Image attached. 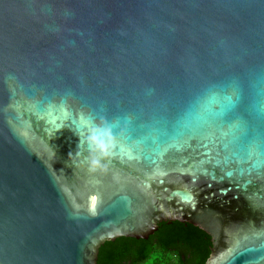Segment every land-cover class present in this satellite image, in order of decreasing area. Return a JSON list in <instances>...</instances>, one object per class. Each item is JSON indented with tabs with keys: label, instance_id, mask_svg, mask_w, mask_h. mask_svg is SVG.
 Returning <instances> with one entry per match:
<instances>
[{
	"label": "water",
	"instance_id": "obj_1",
	"mask_svg": "<svg viewBox=\"0 0 264 264\" xmlns=\"http://www.w3.org/2000/svg\"><path fill=\"white\" fill-rule=\"evenodd\" d=\"M161 222L264 264V0H0V264Z\"/></svg>",
	"mask_w": 264,
	"mask_h": 264
},
{
	"label": "trees",
	"instance_id": "obj_2",
	"mask_svg": "<svg viewBox=\"0 0 264 264\" xmlns=\"http://www.w3.org/2000/svg\"><path fill=\"white\" fill-rule=\"evenodd\" d=\"M210 249V237L201 230L162 222L147 240L118 238L104 243L97 264H205Z\"/></svg>",
	"mask_w": 264,
	"mask_h": 264
},
{
	"label": "snow or ice",
	"instance_id": "obj_3",
	"mask_svg": "<svg viewBox=\"0 0 264 264\" xmlns=\"http://www.w3.org/2000/svg\"><path fill=\"white\" fill-rule=\"evenodd\" d=\"M228 101L231 102V98H228ZM229 175H230V173H229Z\"/></svg>",
	"mask_w": 264,
	"mask_h": 264
},
{
	"label": "flooded vegetation",
	"instance_id": "obj_4",
	"mask_svg": "<svg viewBox=\"0 0 264 264\" xmlns=\"http://www.w3.org/2000/svg\"><path fill=\"white\" fill-rule=\"evenodd\" d=\"M161 223H162V222H161ZM158 224H159V223H158ZM157 226H158V225H157ZM156 231H157V230H156ZM156 231H155V232H156ZM153 234H154V233H153ZM153 234H152V235H153ZM210 240H211V239H210ZM211 247H212V244H211Z\"/></svg>",
	"mask_w": 264,
	"mask_h": 264
}]
</instances>
